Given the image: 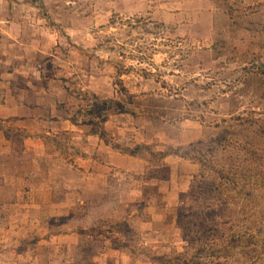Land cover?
I'll return each instance as SVG.
<instances>
[{"label":"rangeland","instance_id":"obj_1","mask_svg":"<svg viewBox=\"0 0 264 264\" xmlns=\"http://www.w3.org/2000/svg\"><path fill=\"white\" fill-rule=\"evenodd\" d=\"M262 128L264 0H0V264H264Z\"/></svg>","mask_w":264,"mask_h":264},{"label":"trees","instance_id":"obj_2","mask_svg":"<svg viewBox=\"0 0 264 264\" xmlns=\"http://www.w3.org/2000/svg\"><path fill=\"white\" fill-rule=\"evenodd\" d=\"M263 131L257 130L260 133L263 132L264 133V128H262ZM131 155H133V152L130 153ZM174 155L179 156L181 158L184 159H188L189 158V153L188 152H184V153H180L175 151ZM220 179L223 183L226 184H230L231 187L235 190H239L240 193L244 194V190L250 187H252L253 183L251 181V178L249 175H245L244 177L239 176L238 173L232 174L230 176H228L227 174H225V171L223 169H220L219 171H217ZM255 184V183H254ZM259 183H257L255 186H257ZM264 184V183H262ZM260 185V184H259ZM256 204L259 205L261 204V202L256 199ZM251 202V201H250ZM249 204V203H248ZM247 204V205H248ZM245 205V206H247ZM259 214V213H258ZM258 214H253V216H256V219L260 218L262 221H259L256 224H259L258 228V232L260 233V235L264 236V215H258ZM260 241L258 240L257 235L253 234V233H245L242 234L240 232L233 234L228 241L226 242V244L223 246V248L218 249V247H213L209 253L211 256H216V257H222V256H228L232 253H234L236 251L237 248H252V247H259L260 245ZM199 264H220V263H216V262H203L201 261Z\"/></svg>","mask_w":264,"mask_h":264}]
</instances>
